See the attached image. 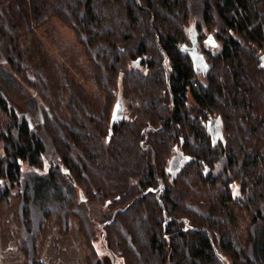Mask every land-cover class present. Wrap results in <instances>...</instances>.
I'll return each instance as SVG.
<instances>
[{
    "label": "trees",
    "instance_id": "16d2710c",
    "mask_svg": "<svg viewBox=\"0 0 264 264\" xmlns=\"http://www.w3.org/2000/svg\"><path fill=\"white\" fill-rule=\"evenodd\" d=\"M192 15L216 48L203 80L179 48ZM56 19L85 50L81 78L34 62ZM261 52L264 0H0V65L44 106L34 124L0 92V204L16 202L24 264H49L52 218L61 238L77 222L86 264L109 261L97 238L112 264H264Z\"/></svg>",
    "mask_w": 264,
    "mask_h": 264
},
{
    "label": "rangeland",
    "instance_id": "374dc122",
    "mask_svg": "<svg viewBox=\"0 0 264 264\" xmlns=\"http://www.w3.org/2000/svg\"><path fill=\"white\" fill-rule=\"evenodd\" d=\"M199 23L200 18L197 15H192L187 26L189 32L192 31L197 34ZM201 33V35L207 36L208 30L203 29ZM36 35L37 39L40 40V44H42L43 53L40 52L35 55V63H41V61L43 62L42 59L48 58V66L54 67L51 70L53 73L56 71L58 75L61 67H67L72 77L81 78L82 68L87 62V57L84 48L77 42L76 34L70 28L56 19L48 26L38 30ZM200 46V51L205 56L204 47L206 50L216 51V48L206 42L200 44ZM261 55L264 57V52H261ZM197 74V77L203 80V76L200 73ZM0 92L20 119H26L34 124L42 119L41 111L44 106L40 98L29 87L21 83L6 65H0ZM117 93L121 99L123 98L125 104L126 99L121 97V89ZM6 118L10 121L9 117L6 116ZM2 119L3 116L0 113V123L5 124V120ZM211 132L214 137H220L219 121H213ZM181 161L178 156L174 157L169 163L170 167L175 170ZM174 170L171 172H174ZM235 215L237 228L242 230L245 224L244 220L240 219L238 213H235ZM21 232L22 227L17 216L16 202L10 207H4L0 204V264L25 263L19 249ZM39 245V258L49 264H86V247L78 231L76 221L71 222L69 234L65 238H61L55 219H49L45 223L44 234ZM94 246L98 256L106 258V261L109 260L107 264H112L110 253L101 244L99 238L94 241ZM114 261V264H124L119 256H116Z\"/></svg>",
    "mask_w": 264,
    "mask_h": 264
},
{
    "label": "flooded vegetation",
    "instance_id": "af4514ba",
    "mask_svg": "<svg viewBox=\"0 0 264 264\" xmlns=\"http://www.w3.org/2000/svg\"><path fill=\"white\" fill-rule=\"evenodd\" d=\"M198 34H199L198 32H197V34L195 32H192V31L189 32V37H188V41L186 42V44L196 48L197 52L201 55L202 63L201 64H195L194 62L193 63H194L196 72L200 73L201 75H203L205 73L207 64L205 62V58H204L203 52L200 51L201 46H200V43H199ZM119 108L122 109L123 112H122V117L118 118L120 116V114H119L120 110L116 111V117L118 118V120L126 117L125 112H124V102H123L122 99L119 101Z\"/></svg>",
    "mask_w": 264,
    "mask_h": 264
},
{
    "label": "water",
    "instance_id": "95a60500",
    "mask_svg": "<svg viewBox=\"0 0 264 264\" xmlns=\"http://www.w3.org/2000/svg\"><path fill=\"white\" fill-rule=\"evenodd\" d=\"M180 50L182 51H185L188 53V55L191 57L192 61L195 63V64H201L202 63V58H201V55L197 52L196 48L192 47V46H189L187 45L186 43H183L179 46ZM119 101L118 100L114 107H113V110H112V118H111V121L114 122V121H117L118 118H121L122 117V109L119 108ZM117 110H120L119 114L120 116L117 118L116 117V111ZM214 120L211 121V125L213 123Z\"/></svg>",
    "mask_w": 264,
    "mask_h": 264
},
{
    "label": "snow or ice",
    "instance_id": "6c2138e0",
    "mask_svg": "<svg viewBox=\"0 0 264 264\" xmlns=\"http://www.w3.org/2000/svg\"><path fill=\"white\" fill-rule=\"evenodd\" d=\"M206 43L213 44L214 42L211 40V38H209V40L206 41Z\"/></svg>",
    "mask_w": 264,
    "mask_h": 264
}]
</instances>
